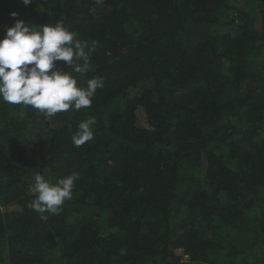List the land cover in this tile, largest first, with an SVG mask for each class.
Wrapping results in <instances>:
<instances>
[{
    "label": "trees",
    "instance_id": "16d2710c",
    "mask_svg": "<svg viewBox=\"0 0 264 264\" xmlns=\"http://www.w3.org/2000/svg\"><path fill=\"white\" fill-rule=\"evenodd\" d=\"M16 20L61 21L92 51L56 70L104 87L50 118L0 100V264H264V0H0V39ZM37 173L78 174L55 214Z\"/></svg>",
    "mask_w": 264,
    "mask_h": 264
},
{
    "label": "clouds",
    "instance_id": "9594fccd",
    "mask_svg": "<svg viewBox=\"0 0 264 264\" xmlns=\"http://www.w3.org/2000/svg\"><path fill=\"white\" fill-rule=\"evenodd\" d=\"M99 3L100 0H97ZM27 6L32 0H22ZM15 19L17 13H11ZM0 39V100L11 105L31 106L45 118L74 109L90 108L98 88L104 87L102 77L87 80L86 87H78L76 79L65 70H56V62L63 61L76 73L89 70V52L86 43L75 38L61 21L33 29L22 20L5 29ZM76 61H83L82 64ZM97 120L89 116L77 126L72 135L75 147L94 137ZM77 173H72L51 184L41 174L34 176L31 191L35 200L29 207L38 212L57 213L73 194Z\"/></svg>",
    "mask_w": 264,
    "mask_h": 264
},
{
    "label": "rangeland",
    "instance_id": "374dc122",
    "mask_svg": "<svg viewBox=\"0 0 264 264\" xmlns=\"http://www.w3.org/2000/svg\"><path fill=\"white\" fill-rule=\"evenodd\" d=\"M33 127H34V129L38 130V127H36V126H33ZM177 254L181 256L183 254V251L177 250ZM183 259L187 260V257H183Z\"/></svg>",
    "mask_w": 264,
    "mask_h": 264
}]
</instances>
